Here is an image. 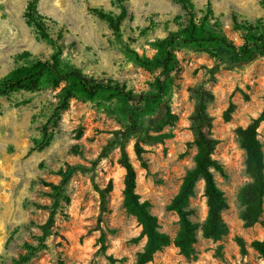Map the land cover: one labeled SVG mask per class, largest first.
<instances>
[{
  "label": "rangeland",
  "instance_id": "1",
  "mask_svg": "<svg viewBox=\"0 0 264 264\" xmlns=\"http://www.w3.org/2000/svg\"><path fill=\"white\" fill-rule=\"evenodd\" d=\"M29 1L0 0V77L14 68L19 53L50 56L54 30L63 27L68 59L88 74L111 77L137 92L150 88L157 71L149 72L129 60L123 43L129 42L140 53L153 54L150 43L175 29L173 18L182 12L174 0H128L132 18L124 22V36L119 40L107 22L89 9L102 6L119 12L114 0H37L38 10L56 22L52 37L44 38L24 16ZM194 1L201 7L208 0ZM210 1L224 29L237 43L241 37L232 30V12L249 20L264 18V0ZM178 57L181 71L170 94L142 121L145 134L165 137L150 142L140 139L144 150L140 157L135 151L136 138L127 145L137 171V192L150 202L160 230L174 237L179 229L178 216L168 210V204L195 164L197 147L192 128L199 94L206 90L212 133L218 140L214 157L224 169L216 171L215 177L229 204L223 212L228 232L214 241L199 230L195 259H187L170 244L148 264H264V258L251 246L256 239L264 240V212L251 227L241 218L240 190L252 179L237 135V129L251 123L264 107V57L233 66L218 65L207 53L191 49L180 50ZM59 90L0 96V264H15L26 252L25 242H34V234L41 233L39 225L46 221L48 212L39 205L50 203V186L45 182L59 183L61 177L55 172L67 165L87 166L88 172L71 179L48 247L27 264H110L106 254L113 255L117 264H135L145 239L140 237L136 217L123 205L126 171L119 162L120 150L113 148L107 157L100 158L122 124L96 103L73 99L62 113L50 145L31 151ZM231 103L235 111L226 120L224 113ZM163 117L167 121L159 127L158 120ZM258 132L264 150V122ZM93 181L102 188L112 182L108 211L102 214ZM189 209L195 222H205L203 179L197 182ZM102 234L106 253L100 242ZM238 237L244 240L246 253L241 251Z\"/></svg>",
  "mask_w": 264,
  "mask_h": 264
},
{
  "label": "trees",
  "instance_id": "2",
  "mask_svg": "<svg viewBox=\"0 0 264 264\" xmlns=\"http://www.w3.org/2000/svg\"><path fill=\"white\" fill-rule=\"evenodd\" d=\"M119 12L104 7L89 8L100 19L107 22L117 39L122 40L123 24L131 19L128 0H114ZM179 3L182 12L175 15V29H170L165 36L155 38L151 43L153 54L140 53L129 42H124L122 50L126 57L139 67L157 74L150 82V88L134 91L111 77L88 74L65 56L66 44L63 39V27L54 30L56 35L54 49L50 56L33 55L29 51L17 54L16 65L6 75L0 77V96H10L20 91L35 92L45 89L60 88L57 102L47 121L40 128V136L35 139L32 150L43 149L50 145L54 129L62 113L70 107L73 99L93 102L103 108L111 117L122 124L114 131L113 139L105 146L100 158L107 157L113 148L120 150V164L125 168V187L123 205L126 211L135 216L141 226L140 237L145 239L143 248L137 253L135 264H148L157 252L173 244L179 253L187 259H195L198 231L205 238L221 240L228 232V225L223 212L229 207L225 192L219 187L215 172H223V165L214 157L218 140L213 136V119L207 112L206 90H202L195 108L193 125L194 143L197 147L195 164L190 168L182 184L168 204V210L178 216L179 229L174 237L160 230L158 217L152 213L148 200H142L137 192V171L131 161L127 145L136 138L135 151L142 155L144 151L140 139L145 141L162 140L165 134H145L142 121L153 109L160 107L171 92L174 78L181 71L178 52L191 49L207 53L218 65L233 66L264 57V18L254 20L240 18L232 12V30L241 37L237 43L226 30L219 16L215 14L213 4L208 0L199 7L194 0H174ZM24 16L34 25L44 38H51L55 21L38 10L37 0H30ZM235 111L231 103L224 113L229 120ZM167 117L158 120L159 127ZM264 122V107L260 114L245 127L237 129L241 147L246 152V171L251 181L240 190L242 203L241 218L246 227L257 224L264 212V150L258 137V130ZM96 164V162H95ZM87 166L67 165L55 173L61 179L59 183L45 182L50 186V203L39 205L47 210L46 221L39 225L41 233L34 234V242L27 241L26 252L15 260V264H27L40 250L48 247V240L54 234L60 208L67 197L68 185L77 173H87ZM204 180V195L207 202V216L203 224L195 222L189 209L190 200L195 194L197 182ZM94 189L100 197L101 214L108 211V196L112 182L104 188L93 181ZM102 249L106 251L104 234L100 237ZM241 251L246 253L244 240L238 237ZM251 246L264 258V240L256 239ZM106 253V252H105ZM110 264H117L116 258L106 254ZM183 264V263H180Z\"/></svg>",
  "mask_w": 264,
  "mask_h": 264
}]
</instances>
